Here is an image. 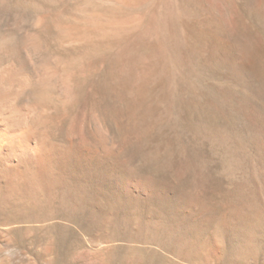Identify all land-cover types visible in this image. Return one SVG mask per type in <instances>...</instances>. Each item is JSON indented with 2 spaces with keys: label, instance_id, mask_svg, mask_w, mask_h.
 Segmentation results:
<instances>
[{
  "label": "rangeland",
  "instance_id": "374dc122",
  "mask_svg": "<svg viewBox=\"0 0 264 264\" xmlns=\"http://www.w3.org/2000/svg\"><path fill=\"white\" fill-rule=\"evenodd\" d=\"M262 2L0 0V264H264Z\"/></svg>",
  "mask_w": 264,
  "mask_h": 264
},
{
  "label": "bare ground",
  "instance_id": "6f19581e",
  "mask_svg": "<svg viewBox=\"0 0 264 264\" xmlns=\"http://www.w3.org/2000/svg\"><path fill=\"white\" fill-rule=\"evenodd\" d=\"M248 1V0H246ZM250 4L255 7H258L260 5V3L262 2V0H249ZM263 4V2H262ZM253 6V9L255 8ZM260 7V6H259ZM252 8V7H251ZM252 9V10H253ZM259 9V8H257ZM256 12V11H254ZM258 12V11H257ZM260 13V12H259ZM251 45V44H250ZM260 45V44H259ZM260 47V46H259ZM248 47L245 46V50H247L248 53H250V55L248 56V54H245L246 59H243L240 62V66L250 70L252 73H254V75L259 76V77H264V70L263 68L259 65V63L257 62V59L254 57L255 55H257V50L255 51H249V49H247ZM243 49V50H244ZM246 60V61H245ZM238 64V63H237ZM8 67V66H7ZM4 68V67H3ZM6 68V67H5ZM11 68V67H9ZM12 71V70H11ZM11 71L10 69L6 68V69H1L0 70V79L4 82L6 79L8 81H10L11 85L12 83V78L11 77ZM13 72V71H12ZM14 79V78H13ZM7 82V81H6ZM15 82V81H13ZM9 83V82H8ZM9 83V84H10ZM23 83V82H22ZM10 85V86H11ZM20 86V85H19ZM22 86V85H21ZM20 86V87H21ZM2 87V86H1ZM16 87V86H15ZM12 88V87H11ZM17 88V87H16ZM2 93V92H1ZM3 107V106H2ZM5 112V108H1L0 107V159H3V163L5 166L7 167H14L18 165V160L17 159H21L25 156L28 157H33L34 156H38L40 155L39 153L41 152L42 149H46L44 147H42V144L38 141V139H34L32 137H29L31 135L28 136L27 131L25 130V128L21 125H9V123L4 124V118H3V113ZM3 122V123H2ZM13 122V121H11ZM14 123V122H13ZM28 130V129H27ZM48 148V147H47ZM43 151V150H42ZM50 155V154H49ZM47 156V153H46ZM41 157V156H40ZM17 158V159H16ZM42 158V157H41ZM45 158V157H44ZM40 160V159H39ZM18 169V168H17ZM11 170V169H10ZM20 170V169H19ZM13 171V170H12ZM16 171V170H15ZM17 172V171H16ZM26 172V170H25ZM23 171V174L25 173ZM2 173V172H1ZM13 173V172H12ZM15 173V172H14ZM31 173V172H28ZM11 174V173H10ZM20 174V172H19ZM22 174V173H21ZM20 175V177L23 176ZM6 175V173H5ZM13 175V174H12ZM11 178L12 180L14 179L15 175H17V173L15 175H13ZM33 175V174H32ZM31 175V176H32ZM37 175V174H36ZM42 175V174H41ZM34 176V175H33ZM32 176V177H33ZM19 178V176H17ZM15 177V178H17ZM28 178L27 176H24V179ZM30 177V178H32ZM20 179V178H19ZM23 179V180H24ZM40 179V177H39ZM38 179V180H39ZM16 180V179H15ZM29 180V179H28ZM35 180V179H34ZM17 181V180H16ZM20 181V180H19ZM26 181V180H25ZM37 181V180H36ZM5 182V181H4ZM34 182V181H32ZM30 183V182H29ZM37 187V185H35ZM40 186V185H39ZM43 187V186H42ZM136 188V187H135ZM153 188V187H152ZM138 189H140L141 191H148V187H144V186H140L138 187ZM38 190V188H37ZM154 190V188H153ZM156 191V190H155ZM40 192V191H39Z\"/></svg>",
  "mask_w": 264,
  "mask_h": 264
}]
</instances>
